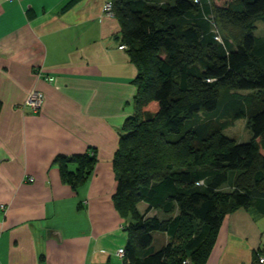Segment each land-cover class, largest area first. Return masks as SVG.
Instances as JSON below:
<instances>
[{"label":"trees","instance_id":"obj_1","mask_svg":"<svg viewBox=\"0 0 264 264\" xmlns=\"http://www.w3.org/2000/svg\"><path fill=\"white\" fill-rule=\"evenodd\" d=\"M111 1L139 71L114 158L124 264H205L227 214L264 215V0ZM242 118L246 143L223 133ZM55 162L77 187L97 158Z\"/></svg>","mask_w":264,"mask_h":264},{"label":"crops","instance_id":"obj_2","mask_svg":"<svg viewBox=\"0 0 264 264\" xmlns=\"http://www.w3.org/2000/svg\"><path fill=\"white\" fill-rule=\"evenodd\" d=\"M106 1L0 0V264H124L114 158L139 71L119 49V20L102 17ZM34 89L39 112L25 105ZM85 154L97 163L74 187L55 159ZM258 253L264 215L240 208L205 264H260Z\"/></svg>","mask_w":264,"mask_h":264},{"label":"rangeland","instance_id":"obj_3","mask_svg":"<svg viewBox=\"0 0 264 264\" xmlns=\"http://www.w3.org/2000/svg\"><path fill=\"white\" fill-rule=\"evenodd\" d=\"M154 2H166V1H173V0H153ZM221 1H225V0H221ZM256 34L261 36V37H264V22L263 21H259L257 23V31H256ZM225 135L229 136V137H233L235 138L239 143H246L248 141L251 140L252 138V132L249 128V124L247 122L246 119L242 118V119H239L235 122V124H232V126H229V128H227L224 132H223ZM225 190H230V186L229 184H226L224 186ZM146 205L142 204L140 206V209L143 211L145 209ZM156 213V211H153L151 214H154ZM160 233L158 232H155L154 233V236L157 238L158 235ZM162 238H159V241L161 240ZM155 247L157 249H159L161 246H160V243L158 242V240L155 239Z\"/></svg>","mask_w":264,"mask_h":264},{"label":"built area","instance_id":"obj_4","mask_svg":"<svg viewBox=\"0 0 264 264\" xmlns=\"http://www.w3.org/2000/svg\"><path fill=\"white\" fill-rule=\"evenodd\" d=\"M103 14L102 17H114L115 13H114V9H113V3L111 0H107L103 6V10H102ZM119 49L121 50H125L126 46L125 45H121L119 46ZM50 81H53L54 79L51 77L49 78ZM45 94L44 92L40 91V90H32L25 102V105L27 107H29L31 110H33L34 112H39L45 104ZM30 181H33L34 178H30ZM2 208H4L2 206ZM118 256H120L121 258L125 257L126 251L124 248H120L117 252ZM259 263L260 264H264V256L263 257H259ZM184 264H191L189 260L185 261Z\"/></svg>","mask_w":264,"mask_h":264}]
</instances>
